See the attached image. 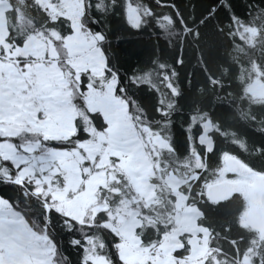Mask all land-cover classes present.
Wrapping results in <instances>:
<instances>
[{"label": "trees", "instance_id": "1", "mask_svg": "<svg viewBox=\"0 0 264 264\" xmlns=\"http://www.w3.org/2000/svg\"><path fill=\"white\" fill-rule=\"evenodd\" d=\"M7 1L10 4L6 12L9 43L18 41L23 45L31 36L42 34L52 38L57 48L64 49V39L73 31L69 18H52L38 0ZM88 2L82 0L85 16L83 20L80 18L87 31L91 19L86 14ZM98 2L92 0L93 4ZM115 3L116 8L109 13L111 0H103L106 19L101 20L99 27L108 31L110 38L117 35L133 38L124 39L119 45L112 40V52L107 53L106 76H114L111 72L134 71L136 82L141 84L136 89L125 83L126 92L118 91L117 85L115 94L127 102L130 117L152 158L156 174L152 181L160 185L152 204H146L124 177L125 186L120 191L113 185L110 189L101 187L98 200L108 197L110 207L82 221L49 207L53 212L49 214L51 223L47 236L55 240L54 263L67 264L63 253L71 264H77L83 253L79 246L70 244L75 239L86 246L88 252L91 246L95 247V255L106 257L110 264H123L116 246L119 238L105 222L111 218L110 213L119 211L117 205L124 195L136 199L130 207L139 211L142 226L137 232L143 243L160 244L163 237L176 228L177 197L163 180L170 173L183 180L180 191L187 196L188 204L198 206L202 213L198 224L210 234V254L201 264H214L215 260L219 264H244L249 248L264 254V238L244 223L248 209L245 198L234 195L214 203L206 196L209 185L239 179L228 172L221 174L229 156L237 157L254 172L264 174V151H260L264 149V96L254 97L249 90L255 82L264 83V0H130L126 5L127 14L129 6H135L141 17L139 32H131L126 26L125 11L120 7L123 0H115ZM41 8L45 9L47 17ZM147 8H151V16L147 15ZM213 8L217 9L214 15ZM181 18L186 27H182ZM47 19L57 22L46 24ZM68 28L71 31H67ZM53 32L57 34L53 36ZM197 32L199 38H196ZM157 45L161 50L159 56L155 52ZM181 48L183 63L177 64ZM161 63L165 65L163 71L159 68ZM69 78L72 77L69 75ZM88 82L89 75L83 74L81 83ZM168 84L172 87H167ZM70 86L78 112L76 130L67 140L47 141L53 147L74 149L90 139L89 128L104 131L107 127L101 113L88 109L83 97L85 91H77L72 81ZM153 86L158 93L150 90ZM173 89L179 92L178 96H173ZM158 99L164 115L156 111ZM206 123L210 124V129L205 141ZM148 132L166 141L169 147L151 150ZM24 137L36 136L25 134ZM19 192V188L10 186L3 189V195L13 199V203ZM45 202L46 199L29 193L26 199L19 197V207L13 208L30 230L44 237L41 206ZM183 239L184 248L176 254L180 258L189 250L187 235Z\"/></svg>", "mask_w": 264, "mask_h": 264}, {"label": "rangeland", "instance_id": "2", "mask_svg": "<svg viewBox=\"0 0 264 264\" xmlns=\"http://www.w3.org/2000/svg\"><path fill=\"white\" fill-rule=\"evenodd\" d=\"M38 2L52 18H69L73 31L64 39L63 50L42 34L31 36L17 48L5 42L10 4L0 0V49L9 54L0 55V133L6 137L17 134V149L13 151L7 142L0 144V155L26 157L27 162L16 161L23 169L25 189L30 182L35 195L47 200V207L76 221L108 210V197L98 200V190L113 185L120 191L125 186L123 177L146 204L155 203L160 184L152 181L156 174L151 155L130 117L126 101L115 94L117 78L106 76L105 58L96 51L98 41L92 43L94 33L81 24L82 0ZM137 14L129 6L128 16L135 20ZM56 34L53 32V36ZM83 74L89 75L91 85L83 93L86 105L91 112L102 114L107 127L104 131L89 128L90 139L74 149L53 147L47 141L67 140L75 133L78 112L70 83L77 88ZM249 90L254 97L264 96V83L255 82ZM205 129L206 141L209 123ZM25 134L36 137L27 138ZM148 142L153 151L169 147L166 141L152 137L149 132ZM41 156L42 160L35 159ZM225 172L226 164L221 174ZM163 180L177 197L176 228L160 244H145L138 234L142 220L139 211L130 207L135 198L124 195L117 205L119 211L110 213L111 218L105 222L119 238L116 246L123 264H201L210 254V234L198 224L202 216L198 206L188 204L187 196L180 191L183 180L173 173ZM185 235L189 250L180 258L176 254L184 248ZM92 249L93 246L89 248L91 264H110ZM253 252L252 248L244 256V264H250L248 257ZM53 253L51 241L30 230L8 201L0 199V264H55ZM214 264L219 262L215 260Z\"/></svg>", "mask_w": 264, "mask_h": 264}, {"label": "snow or ice", "instance_id": "3", "mask_svg": "<svg viewBox=\"0 0 264 264\" xmlns=\"http://www.w3.org/2000/svg\"><path fill=\"white\" fill-rule=\"evenodd\" d=\"M130 4V0H123V3L120 5L121 8L124 9L125 11V21H126V26L128 27L129 31L131 32H139L141 30V25H140V21H141V17L137 14L135 17V20H133L130 16H128L127 14V8L126 5ZM116 3L115 0H111V7L108 9L109 13L111 11H113L116 8ZM223 6V5H222ZM135 7V6H133ZM147 7V6H146ZM174 7V6H173ZM87 8V15L91 17V19L88 22V32L91 33L93 29H96L94 36H92V43L95 45L97 41H99V47L96 48V51H98L100 53L101 56H104L105 58V69L108 68V55L107 53L112 52V40L115 39L117 45H119V43L124 40V39H132L133 37L129 36V37H124L122 35H117L115 37L110 38L108 35V31H104L102 30L99 26L101 24V20L102 19H106L105 16V7L103 6V0H99L98 3L93 4L92 0H89L88 5L86 6ZM41 11H45V9L41 8ZM217 9L213 8L211 9L212 14L214 15ZM96 13H98L99 15H97ZM152 10L151 8H147V15L151 16ZM45 16L47 17V12L45 11ZM85 16V13L82 12L81 13V19L83 20ZM167 18V17H166ZM67 19V18H65ZM57 21L56 20H52V19H47L46 20V24H55ZM181 22H182V18H181ZM201 23H203V21H201ZM104 27H107V25L105 24ZM161 27H163L161 25ZM182 27H186V25L183 24L182 22ZM67 31H71L70 28L66 29ZM110 31V29H109ZM190 31V29H189ZM196 38H199V32L196 33ZM5 42L7 41V38H5ZM11 43H15L16 47L19 48L21 47V43L18 41H12ZM105 44L108 46L107 48H105ZM11 46V44L9 45ZM160 48L159 45H157L155 52L156 55L159 56L160 55ZM181 54L180 56L177 57L176 59V63L177 64H182L183 63V59H182V53H183V49L181 48ZM0 55H9L8 53L4 52L2 49H0ZM115 57L113 56V59ZM16 63L18 65H20V61L17 60ZM21 67H24L23 65H21ZM135 67V65H134ZM159 68L163 71L165 68V65L163 63H161L159 65ZM110 71V70H109ZM111 75L117 76V85L118 88L117 90L120 92H126L127 89L123 87V85L125 83L133 86L136 89H139L141 87V84L136 82V76L135 73L133 71V73H126V74H117L116 72H111ZM123 75L124 79L121 80L120 76ZM145 76H147V73H145ZM80 77L77 76V80L80 81ZM163 79L166 80L167 76H163ZM90 83H78L77 85V91H85L90 87ZM167 87L171 88V84H168ZM151 91H156L158 93V89L153 86L152 88H150ZM172 94L173 96H178L179 92H177L175 89L172 90ZM127 103V102H126ZM160 101L158 99L157 101V109L156 111L160 114V115H164V110L161 109L159 107ZM2 123V122H0ZM16 135L17 134H12L11 136L6 137L4 134L0 133V144L3 143H10L12 145L13 151H15L17 149V142H16ZM45 140L48 139L47 136L44 137ZM37 143H39V141H37ZM21 148H23V144L19 145ZM260 151H264V149H260ZM17 159H19L22 163L23 162H27V158L21 156H4V155H0V175H2V179H0V199L3 200H7L8 204L10 207L12 208H18L19 207V197H25V199L27 198L29 193H32L33 196L35 195V191L33 186L31 185V183L29 182V186L27 191H25V176H23L21 173L23 172V169L19 168V164H17ZM35 159H43V157H37ZM35 159L33 160V164H35ZM19 177V178H18ZM199 178V177H197ZM15 187V188H19L20 192L18 194V197L15 198V203H13V199H10L6 196L3 195V189L5 187ZM43 200V198H41ZM41 211L43 213V215L41 216V221L42 224L41 226L44 229V235L45 237L51 241V243L53 244V248H55V240L53 237H48L47 233H48V226L51 223V217H50V213L53 212V210L49 207H47L46 203L42 204L41 206ZM48 217L47 220H45V217ZM90 227L92 225H89ZM34 231V230H33ZM54 232V230H53ZM70 244L73 247L79 246L81 252L83 253L78 261L77 264H91V253L88 252V249L86 246L81 245V242L79 240H71ZM238 251V250H237ZM247 252H251L252 249L249 248L246 250ZM92 252L95 253L96 249L95 247H93ZM63 259L67 262V264H71V260L70 258L66 255L63 254ZM55 255V254H54ZM97 255H100V253H97ZM104 259H107L106 257H102ZM250 264H264V254H261L260 252H253L252 256L248 257ZM5 264H7V262H5Z\"/></svg>", "mask_w": 264, "mask_h": 264}, {"label": "water", "instance_id": "4", "mask_svg": "<svg viewBox=\"0 0 264 264\" xmlns=\"http://www.w3.org/2000/svg\"><path fill=\"white\" fill-rule=\"evenodd\" d=\"M225 164L227 172L241 180H223L209 185L206 188L207 198L221 203L234 195H242L249 205L245 216L247 225L264 238V175L254 172L234 156L227 157Z\"/></svg>", "mask_w": 264, "mask_h": 264}, {"label": "flooded vegetation", "instance_id": "5", "mask_svg": "<svg viewBox=\"0 0 264 264\" xmlns=\"http://www.w3.org/2000/svg\"><path fill=\"white\" fill-rule=\"evenodd\" d=\"M239 180H241L240 178L239 179H236V180H230V181H239ZM248 182H252L251 180H247ZM247 202V201H246ZM247 206L249 207V205H248V202H247ZM247 211H248V209H247ZM247 213V212H246ZM246 213H245V216H246ZM245 216H244V223L245 224H247L246 223V221H245ZM248 226V225H247ZM250 229L251 230H253V231H255L254 229H252L251 227H250ZM256 233H257V235H259L260 236V234L257 232V231H255ZM261 237V236H260ZM263 238V237H262ZM241 239V238H240Z\"/></svg>", "mask_w": 264, "mask_h": 264}]
</instances>
